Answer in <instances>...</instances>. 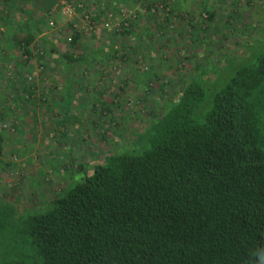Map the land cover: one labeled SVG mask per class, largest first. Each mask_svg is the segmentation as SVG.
<instances>
[{"label": "rangeland", "instance_id": "374dc122", "mask_svg": "<svg viewBox=\"0 0 264 264\" xmlns=\"http://www.w3.org/2000/svg\"><path fill=\"white\" fill-rule=\"evenodd\" d=\"M95 1L65 0L84 4L65 14L59 0H0V264L32 260L11 224L137 151L187 80L218 86L229 59L264 49V0Z\"/></svg>", "mask_w": 264, "mask_h": 264}, {"label": "trees", "instance_id": "16d2710c", "mask_svg": "<svg viewBox=\"0 0 264 264\" xmlns=\"http://www.w3.org/2000/svg\"><path fill=\"white\" fill-rule=\"evenodd\" d=\"M261 49L242 64L229 59L218 86L187 80L137 151L106 156L45 210L11 224L32 260L1 264H264ZM71 100L67 92L65 116Z\"/></svg>", "mask_w": 264, "mask_h": 264}, {"label": "built area", "instance_id": "2783aa9c", "mask_svg": "<svg viewBox=\"0 0 264 264\" xmlns=\"http://www.w3.org/2000/svg\"><path fill=\"white\" fill-rule=\"evenodd\" d=\"M59 2H60V5L61 6L64 5V7H63V13H65V14H70L73 11H75L76 9L83 10V8H84V4L83 3H80V2H78L76 4H73L72 6L69 3L66 4L65 3V0H59ZM50 25H52V22L50 23ZM87 26H88L89 29H91V28H93V23L91 21H88Z\"/></svg>", "mask_w": 264, "mask_h": 264}, {"label": "crops", "instance_id": "0c3cea01", "mask_svg": "<svg viewBox=\"0 0 264 264\" xmlns=\"http://www.w3.org/2000/svg\"><path fill=\"white\" fill-rule=\"evenodd\" d=\"M103 0H96L95 4L97 6V8H99V6L102 4Z\"/></svg>", "mask_w": 264, "mask_h": 264}]
</instances>
